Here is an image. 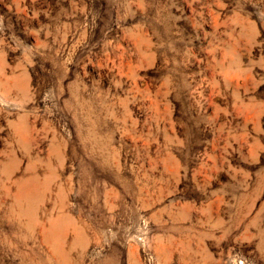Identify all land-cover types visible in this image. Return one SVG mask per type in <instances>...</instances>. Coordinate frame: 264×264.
<instances>
[{"label": "rangeland", "instance_id": "1", "mask_svg": "<svg viewBox=\"0 0 264 264\" xmlns=\"http://www.w3.org/2000/svg\"><path fill=\"white\" fill-rule=\"evenodd\" d=\"M0 264H264V0H0Z\"/></svg>", "mask_w": 264, "mask_h": 264}]
</instances>
